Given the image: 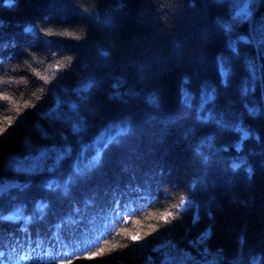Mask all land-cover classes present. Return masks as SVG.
<instances>
[{"label": "trees", "instance_id": "1", "mask_svg": "<svg viewBox=\"0 0 264 264\" xmlns=\"http://www.w3.org/2000/svg\"><path fill=\"white\" fill-rule=\"evenodd\" d=\"M243 3L224 0L214 8L215 0H18V7L9 8L0 0V45H8L0 46V97H10L0 99V187L33 182L23 192L9 187L0 195V216L21 213L16 220H0V264H10V253L25 246L81 240L94 226L109 225L108 216L123 212L129 222L119 223L99 245L111 251L85 258L96 247L54 264H175L179 259L188 264H264V0L251 20L234 29L231 38L237 40L239 56L227 48L226 33L215 24L217 19L230 21ZM46 20L50 23L39 37L24 31L29 22ZM221 53L229 58L227 88L221 86L217 69ZM185 77L188 85H183ZM89 79L100 85L88 102L99 109V116L90 119L91 129L81 143L72 141V161L64 163L62 176L55 174L61 188L43 187L51 178L46 173L7 167L6 155H15L18 166L38 155L26 149L25 138L52 146L33 125L40 112L54 105L57 94L68 105L80 104L75 92L60 93L57 86L71 90ZM205 84L218 93L205 107L218 118L222 115L230 128L220 131L198 120ZM153 92L159 94V108L148 102ZM125 120L130 132L65 197L62 182L71 163L109 123ZM59 130L57 125L50 135ZM207 135L216 137L211 148L200 145ZM197 147L209 157L208 164ZM90 154L85 151V163ZM232 163L240 167L233 170ZM181 197L201 207L186 204L177 221L158 225L157 232L139 242L118 234L122 229L149 231L147 225L155 222L147 221V214L168 210ZM210 200L214 222L203 207ZM39 201L49 205L44 219L35 207ZM197 211L202 219L193 224ZM66 217L79 222L57 232L56 225ZM210 223L213 234L203 244L194 243ZM117 244L127 247H113Z\"/></svg>", "mask_w": 264, "mask_h": 264}, {"label": "snow or ice", "instance_id": "2", "mask_svg": "<svg viewBox=\"0 0 264 264\" xmlns=\"http://www.w3.org/2000/svg\"><path fill=\"white\" fill-rule=\"evenodd\" d=\"M2 2L5 3L6 7H18V0H2ZM262 0H244L243 6L238 10L235 11L234 15L231 16L230 21H226L223 19H217L215 21V24L217 27L226 33L227 37V48L231 51V53L235 56H239V52L237 50V40L232 39V34L234 33V29L238 24H240L242 21L251 20L253 16V12L256 10L257 7L261 6ZM224 0H215L216 6L223 5ZM121 8L126 7V5L121 4ZM50 21H45L40 24H34L32 22H29L26 27H24V31L26 33H31L34 37H39V35L44 32V30L48 27V24ZM239 39H243V37H239ZM2 47H8L7 44L0 45ZM104 57L109 56V52L103 51L101 53ZM264 55V54H262ZM229 63V58L224 56L222 53L218 54L217 56V69L218 73L220 75V83L221 86L224 88L228 87V81L225 79L229 76V71L226 69L227 64ZM39 75V73H37ZM41 79L45 80V82H48L47 77H41ZM190 83V80L188 77H185L183 80V85H188ZM99 82L94 79H89L86 83L83 84V86L75 88V89H68L67 87H60L59 88L60 93L67 94L69 91H73L77 94L80 104L72 103L71 105H68L67 101L63 100L59 94L55 96L54 105L51 106L48 110L40 112L39 115V121L36 122L33 125L34 131L43 139H47L52 141V146L49 147L47 145H38L34 144L30 138H25L23 143L26 146V149L30 153H38L37 156L34 158L40 161H47L52 160L53 163L51 165H43V166H35V167H28L24 168L21 166H18V162L16 160L15 155H6L5 157V164L7 167L12 168L15 167V170L18 172H27L30 174H37V173H46L51 178L45 180L43 183V187L55 191L57 189L61 188V181L56 178L55 174L63 175V166L64 163L68 161H72L73 153L75 149L72 147V141L75 140L77 143H81L83 139L87 136L88 132L91 129L90 119L94 117L99 116V109L89 107V101L94 94V90L99 88ZM205 100L204 103H202L199 107V114L197 116L198 120L205 124H212L216 127V129L223 131L231 127L230 124H228L222 115L219 116L216 112L213 111V109L206 108L205 105L208 102L214 101L216 99V95H213V93H217V90L215 87H213L210 84H205ZM133 94V93H130ZM218 95V93H217ZM183 96L185 98L188 97V92L184 91ZM116 99L120 98V94H116ZM2 100H9L10 97L8 96H2L0 97ZM124 103H127V101H123ZM148 102L155 107H160L159 102V94L157 92H153L148 97ZM68 109V111H65V109ZM17 111H19V108H17ZM252 112V110H249ZM70 113V114H69ZM255 114V113H253ZM42 121L43 123H41ZM46 125V126H45ZM59 125L60 129L59 131H55L50 135V129H55L56 126ZM131 128L128 122L122 121V122H111L109 123L103 131L97 135L92 143L88 145V148L85 150H82L79 156L76 157V159L71 163V171L68 173L67 177L63 180V195L65 197L70 195V186L75 183L77 179H84L86 178L93 170L98 169L102 166L104 155L106 151L110 148V146L114 144L120 143V138L122 136L127 135L130 132ZM239 130V129H238ZM59 137L60 142H56V137ZM245 136H247V133H245ZM214 135H207L205 136L201 141L200 145H207L208 147L213 146V141L215 140ZM237 150H239L240 145H236ZM223 151H227V148H223ZM85 151H90V155L87 157V163H85ZM196 153L203 156V153H201L200 148L197 147L195 149ZM203 161L205 164L209 163V157L203 156ZM232 169L235 170L240 167L239 164L232 163L231 165ZM249 173V178H251L252 175V169H247ZM32 181L29 180L25 184H14V185H5L2 189H0V195H3L4 192L7 191V188H17L21 192H23L25 189L29 188L32 185ZM202 183V181H201ZM191 189L193 192L197 189V182L193 181L191 184ZM142 198H149V197H142ZM89 204L91 201L88 202ZM188 204L191 208L199 209L201 207L200 204H197L195 200H185L183 197L180 198L179 203L172 204L171 208L162 212H150L147 214L145 219L147 221H154L155 223H149L147 227L150 229L147 232L144 231H136L132 232L130 230L122 229L119 235L125 236L127 239H130L134 242L142 241L146 236L152 235L154 232L158 231V225H170L173 223V221H177L179 217V210L185 209V205ZM36 209L41 212L40 219H44V210L49 207L48 203L44 201H39L35 205ZM203 207L206 208V215L209 219V221L214 222L215 217L213 214V207H214V201H209L208 204L203 205ZM172 209H176L177 211H173ZM77 212H79V209H76ZM21 213L17 212L14 215L11 216H0V220L3 221H12L16 220L20 217ZM202 219V217L199 215L198 211L194 216V219L192 221L193 224H196ZM79 221H73L70 217L63 218L60 223L56 225L57 232H59V229L68 223H78ZM136 224H141L140 220L134 221ZM25 233H27V228L25 227L23 229ZM213 234V226L212 223L208 225L206 230L203 232V234L198 238V241L194 243H201L203 244L211 235ZM59 239V236L56 237ZM240 243L243 245L244 243V237L241 236ZM113 247L119 248V247H127V245H114ZM106 251H111V249H105L97 247V251L90 253L85 258L87 259H95L98 256H103ZM155 251V250H154ZM207 251V249H205ZM3 253H0V256H2ZM30 258V257H28ZM64 259L71 260V257H63ZM24 259V258H21ZM151 260V257H149ZM188 259H191V257H188Z\"/></svg>", "mask_w": 264, "mask_h": 264}, {"label": "rangeland", "instance_id": "3", "mask_svg": "<svg viewBox=\"0 0 264 264\" xmlns=\"http://www.w3.org/2000/svg\"><path fill=\"white\" fill-rule=\"evenodd\" d=\"M43 163L44 161H40V160L35 159L34 157H31L26 162H24L21 167L28 168V167H35V166H43ZM4 186H1L0 189H2ZM187 262L188 260L186 259H179L175 264H188Z\"/></svg>", "mask_w": 264, "mask_h": 264}]
</instances>
